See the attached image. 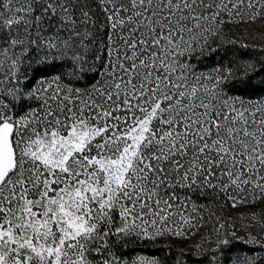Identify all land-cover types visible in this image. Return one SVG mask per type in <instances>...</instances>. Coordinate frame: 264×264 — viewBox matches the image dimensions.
I'll return each mask as SVG.
<instances>
[{
	"label": "snow or ice",
	"instance_id": "obj_1",
	"mask_svg": "<svg viewBox=\"0 0 264 264\" xmlns=\"http://www.w3.org/2000/svg\"><path fill=\"white\" fill-rule=\"evenodd\" d=\"M0 264H264V0H0Z\"/></svg>",
	"mask_w": 264,
	"mask_h": 264
},
{
	"label": "rangeland",
	"instance_id": "obj_2",
	"mask_svg": "<svg viewBox=\"0 0 264 264\" xmlns=\"http://www.w3.org/2000/svg\"><path fill=\"white\" fill-rule=\"evenodd\" d=\"M227 31V30H226ZM232 33L235 34V39L238 41L234 46L233 45H229V47L235 51L236 49H239L241 47V44L243 43H247L249 44L250 46L253 45V41L251 39L248 38L247 36V33L244 32V29L241 28L239 30V33H237V30L235 27L232 28ZM242 33V35H241ZM233 37L230 35L229 36V39H232ZM258 43V41L256 42ZM222 51V49H221ZM248 56L250 57H254L256 56V52L255 51H252L251 49H249V52H248ZM247 58V57H246ZM220 59V54L217 53L215 55V59L214 60H219ZM211 63H213V60H209V59H202L201 62H200V67L203 69V68H206V66H209ZM244 209H239V211H243ZM136 247H143V248H153L151 245H138ZM176 249H178V246L176 247ZM139 254V253H138Z\"/></svg>",
	"mask_w": 264,
	"mask_h": 264
},
{
	"label": "trees",
	"instance_id": "obj_3",
	"mask_svg": "<svg viewBox=\"0 0 264 264\" xmlns=\"http://www.w3.org/2000/svg\"><path fill=\"white\" fill-rule=\"evenodd\" d=\"M214 59H215V57H214ZM146 251H149V252H151V251H153V248H144ZM176 250H178V249H176V248H174L173 249V251H176Z\"/></svg>",
	"mask_w": 264,
	"mask_h": 264
}]
</instances>
